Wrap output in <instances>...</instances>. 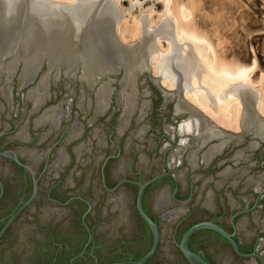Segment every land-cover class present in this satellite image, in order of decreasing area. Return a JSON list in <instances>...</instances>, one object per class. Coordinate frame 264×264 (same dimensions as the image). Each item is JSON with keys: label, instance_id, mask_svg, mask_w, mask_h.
<instances>
[{"label": "rangeland", "instance_id": "374dc122", "mask_svg": "<svg viewBox=\"0 0 264 264\" xmlns=\"http://www.w3.org/2000/svg\"><path fill=\"white\" fill-rule=\"evenodd\" d=\"M174 2L175 6L182 4L187 9L190 8L188 10L191 12V18L188 28L212 43L221 63L231 66H251L256 60V67L251 79L257 85L255 90L262 85L264 93V0H174ZM115 7L126 18L124 27L123 25L121 27L122 36L119 43L122 45H132L141 38L138 34L142 32L141 22L143 18L146 19L147 26L150 28L158 27L162 22L163 16L161 15L164 11V5L160 0H119L115 3ZM135 20L139 22L138 30L140 29V32L135 30ZM161 47L163 50L167 48L165 41L161 42ZM21 68V65L18 66L9 83L10 95L9 98H6L7 100L3 94L4 82L2 79L0 80V153L9 150L18 153L20 149L43 151L48 160L38 170V173L41 172L39 181L41 183L47 177L45 171H50L51 165L56 163L54 158H56L58 150L64 147L70 156V161L63 167L61 173L60 185L64 189L63 192L72 194L78 190V194L85 198L92 194L98 214L103 208L106 212L107 196L104 200V196L95 194L98 192L93 189L97 187L98 190L100 188L102 172L110 188L116 185L112 179V176L114 178L112 174L122 158L124 159L123 163L125 165L127 163L125 166L127 169H125L123 176L131 181L144 182L156 174L166 173V168H168L172 178L154 183L149 186L147 191L148 211L152 217H157L155 207L151 204L152 195L164 189L168 190L169 196L175 192L176 200L180 202V204L172 205L169 211L178 205L186 208L183 215L178 218L183 222L179 230L200 219L218 216L224 228L230 232L232 227L229 220L234 215L235 209L248 211L234 219L236 237L243 250L254 248L256 254L264 260V228L257 226L256 221H254L264 218V180L259 187L260 189L254 188L253 185L248 187L245 184L249 177L256 178L264 174V141L254 138L252 134L245 133L242 129L235 130L223 127L225 129L223 131L229 136V140L208 164L204 165L199 159L198 166L193 168L187 163L186 158L177 164L172 161L171 155L181 148V140L184 136L179 132V126L189 115L175 112V105L178 100L177 90L175 87H168V85L163 84L156 64L154 67L153 63H148V66L138 73L137 91L139 97L142 98H140L141 102L145 100L148 102L146 113L142 118H139V112H135L120 137H117V128L118 119L121 118V110L118 109L120 106L117 105L116 98L122 78L120 69L111 73L108 71L109 73L106 72L96 77L91 85L84 83L80 70H76L73 74H66L62 69L58 73L59 76L55 78L57 72L54 69L49 76L48 97L45 103L35 111L27 99V93L47 72V67L46 64H43L29 85H22L20 82ZM103 81L110 83L113 93L107 110L99 113L96 112L95 93ZM59 105L68 115L62 118L57 129L49 132L41 140L48 131V125L36 126V119L40 118L46 109ZM257 117L264 120L262 115ZM74 126L81 128V134L66 141L68 133ZM141 127H145L147 130L144 134V140H140V142L135 134L137 128L140 129ZM22 128H25L29 135L27 142L21 141L17 136ZM96 131L106 133V146L102 149L98 148L93 137ZM255 140L258 142V146L250 149V144ZM128 141H131V144ZM215 141L208 143L202 151L215 144ZM127 143L130 144L129 151L126 147ZM82 144L85 145L86 149L81 148L82 153L79 157L75 149ZM191 147L189 146V148ZM100 150H103V154L99 162L96 163V155ZM241 152L242 159L240 158L238 161L235 159V155ZM141 155L150 160L148 163L144 158L146 171L143 168L144 163H140ZM10 169L15 175L20 171L17 168ZM226 170H230L229 176L222 177V173ZM182 171L185 174L184 183L179 182L176 178L177 174ZM242 171H246V173L244 174ZM12 172L5 181L7 186H10L9 183L15 176L12 175ZM50 173L52 172L50 171ZM172 180L175 185L172 184ZM220 181H222L221 184L216 186V182ZM123 187L131 199L129 205L130 219L138 220L134 208L137 188L127 184ZM175 187L178 188L176 191L174 190ZM209 192L212 193V205L214 206L207 208L204 207V201ZM13 194L12 188L9 187L2 205L12 202ZM104 203L105 207L103 206ZM109 211L112 213L111 210ZM24 215L25 213L22 212L16 217V220ZM114 218H116V213L110 214L108 217V219ZM161 220H163L162 217ZM242 221L246 223L244 229L240 227ZM132 225L136 227L138 223ZM246 229L252 232L250 238L245 237V233L248 231ZM115 232L120 234L119 230ZM199 237L194 239L193 245L198 246L202 241L205 243L208 238V236H202L203 240L199 241ZM209 241L210 239L205 243L204 249H206L208 259L213 261L214 258L211 257L210 250L214 245H217V241L213 240L211 243ZM145 246V240H138L135 245L129 244L128 248L133 249L136 258L139 257ZM218 246L221 247L223 256L229 258L230 264H244L245 261L249 260L237 257H233L232 260L228 246L225 243H219ZM170 252V260H164L158 256L150 264H157L160 261L162 264H186L176 250L172 249V245ZM255 260L257 264H261L257 259ZM219 263L222 264L221 261Z\"/></svg>", "mask_w": 264, "mask_h": 264}, {"label": "bare ground", "instance_id": "6f19581e", "mask_svg": "<svg viewBox=\"0 0 264 264\" xmlns=\"http://www.w3.org/2000/svg\"><path fill=\"white\" fill-rule=\"evenodd\" d=\"M118 1L0 0V80L4 82L5 99L10 95L9 83L20 65L22 85L33 82L43 64L47 67V72L27 93V99L35 111L45 103L48 97L49 76L54 69L57 72L55 78L59 76L58 73L62 69L66 74H73L76 70H80L82 80L89 85L96 77L108 71L111 73L120 69L123 72L120 89L116 93L117 104L121 110L117 128V137H120L135 112H139V116L137 115L139 118L146 113L148 102L146 100L141 102L142 98L137 91V78L138 73L145 69L148 63H153L154 67L155 64L157 66L163 84L175 87L177 90L178 100L175 112L189 115L179 126V132L184 138L181 140V148L171 155L173 162L179 164L186 158L187 163L193 168L198 166L199 159L204 165L208 164L229 140L223 127L242 129L245 133L252 134L254 138L264 141V120L257 117L264 116L263 88L260 82L261 86L255 90L257 85L251 79L256 60L251 66H231L221 63L212 43L188 28L191 18V12L188 10L190 8L187 9L182 4L175 6L174 0H160L164 5V11L161 15L162 22L158 27L150 28L147 26L146 19L143 18L142 32L138 34L141 38L132 45H122L119 43L122 36L121 27L122 25L124 27L126 18L115 7ZM135 21L137 31L139 22ZM162 41H165L167 45L164 50L161 47ZM112 93L110 83L103 81L95 93L96 112L103 113L107 110ZM82 98L83 96L80 99L81 102ZM61 105L46 109L42 116L36 119V126L48 125V131L41 140L49 132L57 129L62 118L68 115ZM146 130L145 127L137 128L134 134L139 141L144 140ZM81 132V128L74 126L68 133L66 141L78 137ZM17 136L23 142L29 141L25 128L20 129ZM93 137L98 148L102 149L106 146V133L96 131ZM213 140H216V143L202 151ZM129 143L126 146L127 150L131 144ZM256 146L258 142L255 140L249 148ZM81 148L86 149L83 144L75 149L79 157L82 153ZM242 152L235 155L236 160H240ZM17 154L23 157L31 168L37 167L46 155L43 151L22 149L18 150ZM102 154L103 150L97 153L96 163L101 159ZM143 155L140 156V163H146L147 158ZM54 159L56 163L51 165L50 171L57 176L68 162L64 147L58 150ZM123 160L122 158L114 169L112 174L114 178H120L125 174L127 163L125 165ZM144 165L145 169L146 165ZM230 170L223 172L222 177L230 174ZM246 171L242 173L245 174ZM9 174H11L9 165L0 164V177L5 180ZM176 178L184 183V172H179ZM263 180L264 174L256 178L252 176L245 181V184L248 187L253 185L258 189ZM70 182H72L71 179ZM221 182H216V186H219ZM95 189L99 191V188ZM123 189L107 196L106 200L105 209L117 213L114 218L116 221L113 220L116 226L126 222L128 226L130 222L131 199ZM169 197L166 189L158 191L154 197L156 212L160 211L162 219L167 221L164 224L165 230L169 229L171 223L178 220L186 210L184 206L178 205L169 211L174 205ZM211 206L214 205H212V193L209 192L204 201V207ZM46 210L44 209L45 212ZM47 213L48 211L42 218L47 217ZM254 221L257 226L264 228V218ZM245 225L244 221L240 223L243 229ZM248 231L245 233L246 238H250L252 234ZM221 263L230 264V260L222 256ZM244 264L257 263L251 258Z\"/></svg>", "mask_w": 264, "mask_h": 264}, {"label": "flooded vegetation", "instance_id": "af4514ba", "mask_svg": "<svg viewBox=\"0 0 264 264\" xmlns=\"http://www.w3.org/2000/svg\"><path fill=\"white\" fill-rule=\"evenodd\" d=\"M16 168L20 171L16 175L11 171L12 175L15 176L12 178V182L9 183L10 186H7L5 182L4 194L0 200V232L7 226L0 236V264H129V262L139 260L148 251L151 244V231L137 213L138 220L130 219L128 226L126 225L127 222L123 225H114L116 219H108L110 214H113L109 210L104 212L103 208L99 214L96 212V202L92 199V194L85 198L78 194V190L72 194L63 192L64 189L60 185L62 171H59L58 175L54 177L53 173L51 174L48 170L45 171L47 177L41 183H39L41 172H37V195L31 203L26 204L31 194L32 181L28 175L22 172L20 167ZM42 169L44 168L42 167ZM105 184L108 189L114 188L107 185L106 177ZM172 184L174 185L173 182ZM9 187L14 192L13 200L7 205H2ZM148 189L149 187L143 193L142 207L158 228L159 244L153 257L145 264H150L158 256L161 259L170 260L171 245L172 249L176 250L183 261L188 264L176 248V243H179L184 232L190 226L198 222L213 220L216 225L228 232L218 216L200 219L187 227L184 226L181 230L179 229L183 222L178 219L171 223L169 229L165 230L164 224L167 221L161 220V216H158L161 212L158 210L159 212H156L157 217H152L148 211ZM93 190L95 191V189ZM115 192L117 193V191ZM115 192L113 194H116ZM156 193L151 198L153 206ZM97 195L104 196L103 199L105 200L106 196L111 194L99 188ZM169 198L174 205L180 204L176 200L175 192ZM103 206L105 207V203ZM44 209H47L46 212L48 211V213L47 217L42 218L46 213ZM204 209L206 210V208ZM22 212L25 215L16 220V217ZM13 216H15L14 219L10 221ZM8 222L9 224H7ZM133 223H138V226H133ZM116 230H119V235L116 234ZM136 232L138 233L136 234ZM232 232L231 228L228 233L231 234ZM202 236H208L205 243L208 242V239H210V243L213 240L217 241V245H214L210 250L211 257L214 258L213 261L207 257L206 249H204L205 243H202ZM197 237L202 242L195 246L193 241ZM234 238L238 243L236 234ZM138 240H145L146 246L139 257L135 258L133 249L128 248V245H135ZM219 243H225L228 246L232 254H230L232 260L233 257H237L230 245L211 230H201L193 234L188 240L187 247L191 252L201 256L208 264H220L223 251L218 246ZM238 248L243 254L255 252L254 248L243 250L239 243ZM157 264H162V262L160 261Z\"/></svg>", "mask_w": 264, "mask_h": 264}, {"label": "water", "instance_id": "95a60500", "mask_svg": "<svg viewBox=\"0 0 264 264\" xmlns=\"http://www.w3.org/2000/svg\"><path fill=\"white\" fill-rule=\"evenodd\" d=\"M121 72H123V71H121ZM119 119H118V121H119ZM65 151H66V149H65ZM47 160H48L47 155H45V158L38 163L37 167L31 168L29 163L25 159H23V157H21L19 154H17L15 151L9 150V151H5V152L0 153V164L6 163L13 170L16 169V167H20L22 169V172L30 177V179L32 181V190H31V194H30L26 204L31 203L37 195L38 179H36V173L38 172L40 165L43 162H47ZM69 161H70V156L68 155V162ZM166 170H167L166 173L156 174L144 182L131 181V180L125 179L124 176H121L120 178L119 177L118 178H112L113 181L116 182V185L114 186L113 189L107 188V186L105 184V177H104L103 172L101 174V183L99 184V187L102 188L104 191H106L108 194H112L115 191H118L121 188H124L123 185H125V184L132 185V186H135L137 188V192H136V196H135V200H134L135 211L138 214L139 218L141 220H143V222L147 225V227L151 231V244H150L148 251L139 260L129 262V264H145L149 259H151L153 257V255L155 254V252L157 250V247L159 244L158 228H157L156 224L153 223V221L149 218V216L143 210L142 196H143L145 189L148 188L149 186H151L154 183L161 181L163 179L172 178V175L170 174V170L168 168H166ZM128 175H130V174H128ZM5 181L6 180H4L0 177V200L2 199L3 194H4ZM172 182L175 185V182L173 180H172ZM174 190H176V187L174 188ZM235 210L236 211H235L234 215L230 218V224H231V227L233 230V232L231 234H229L224 229H222L221 227L216 225L213 222V220L198 222V223L190 226L184 232L179 243H176V248L179 250L180 254L182 255V257L185 259V261L188 264H208L201 256L191 252L187 247V243H188L189 238L193 234H195L196 232L201 231V230H211V231L217 233L220 237H222L230 245L233 253L238 258L245 259V260L251 259V258L257 259L261 264H264V260L259 255H257L255 252L251 253V254H243L242 252L239 251L238 243L235 241V238H234L235 234H236V228H235L233 222H234V219L236 217H238L242 214H245L248 211L238 210L237 208ZM14 217L15 216H13L10 219V221L13 220ZM7 224H9V222ZM6 227L0 232V236L3 234Z\"/></svg>", "mask_w": 264, "mask_h": 264}]
</instances>
